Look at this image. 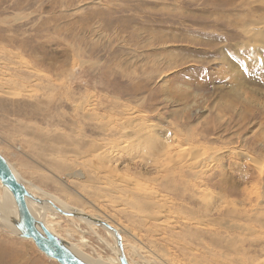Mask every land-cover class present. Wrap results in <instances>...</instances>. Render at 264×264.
<instances>
[{
	"label": "rangeland",
	"instance_id": "374dc122",
	"mask_svg": "<svg viewBox=\"0 0 264 264\" xmlns=\"http://www.w3.org/2000/svg\"><path fill=\"white\" fill-rule=\"evenodd\" d=\"M254 1L0 0V85L13 93L0 94V153L34 190L118 227L130 264L257 262L264 255V48L244 33L249 22L264 17V4ZM64 84L76 93L68 97L71 103L63 98ZM71 98L103 104L105 124L127 129L119 137L113 130L102 137L97 123L74 117ZM133 117L146 121L159 140L153 150L143 141L137 145L127 125ZM76 121L87 131L77 135ZM54 132L55 138L77 140L83 150L94 141L105 154L100 159L91 153V159L89 150L75 155L67 148L63 158L52 151L41 156L39 145ZM162 143L172 154H157ZM193 150H198L195 161L218 167L211 197H191V190L184 192L182 183L164 174L174 158H193L183 152ZM75 170L82 175H71ZM127 185L137 190L136 197L117 194ZM229 201L237 212L252 210L245 223L250 222L249 234L222 225ZM196 221L206 224L189 225ZM59 227L64 241L88 260L114 257L105 230L64 217ZM187 246L198 251L190 253ZM0 252L1 264H57L1 227Z\"/></svg>",
	"mask_w": 264,
	"mask_h": 264
},
{
	"label": "bare ground",
	"instance_id": "6f19581e",
	"mask_svg": "<svg viewBox=\"0 0 264 264\" xmlns=\"http://www.w3.org/2000/svg\"><path fill=\"white\" fill-rule=\"evenodd\" d=\"M232 1V0H231ZM250 1V0H249ZM254 1V0H253ZM258 1V0H257ZM256 1V2H257ZM260 1V0H259ZM262 1V3L261 4H264V0H261ZM260 1V2H261ZM252 2V1H251ZM230 4H231V2H229ZM242 3V2H241ZM245 3H246V1H245ZM249 4H250V2H249ZM252 4V3H251ZM253 4H255V1H254V3ZM257 4V3H256ZM247 6V5H246ZM251 6V5H250ZM253 10V9H252ZM250 11V10H249ZM246 15V14H245ZM251 16V15H250ZM259 16H260V14H259ZM263 16V15H262ZM254 17H256V16H254ZM258 18V17H257ZM259 18H262V19H258V20H252L251 22H249L248 23V27L246 28V29H244L245 30V32L244 33H246L247 34V36H249V38L252 40V45H255V46H257L258 48H264V17H259ZM250 21V20H249ZM247 26V25H246ZM243 28V27H242ZM259 45H261L260 47H259ZM255 48V47H254ZM258 50V49H257ZM259 51V50H258ZM75 54V53H74ZM78 54H79V52H78ZM77 55V54H76ZM80 56V55H79ZM19 63H20V61H19ZM18 63V64H19ZM18 64H17V66H18ZM21 65H22V63H21ZM16 66V65H15ZM24 69V68H23ZM29 69V68H28ZM24 71H26V72H28L27 71V69H25ZM35 72V71H34ZM1 75H2V73H0ZM65 74V73H64ZM71 74V73H70ZM1 75H0V78H1ZM37 76H39L38 75V72H37V74H36ZM49 75V74H48ZM42 76V75H41ZM31 77V76H30ZM33 77V76H32ZM31 77V78H32ZM44 77V76H43ZM68 77V76H67ZM35 78V77H34ZM30 79V78H29ZM41 79V78H40ZM69 78H67V80H68ZM28 79H26V80H24L23 79V82L24 83H26V81H27ZM30 80H32V79H30ZM36 80V79H35ZM38 80V79H37ZM71 80V79H70ZM29 81V80H28ZM40 81V80H39ZM38 81V82H39ZM51 81V80H50ZM15 82V81H14ZM21 81H19V83L18 84H21L20 83ZM52 82H54V81H52ZM51 82V83H52ZM67 82V81H66ZM9 83H11V82H9ZM28 83V82H27ZM26 83V84H27ZM40 83H42V82H39V84ZM81 83V82H80ZM2 84H4V83H2ZM7 84V83H6ZM25 84V85H26ZM37 84V83H36ZM47 84V83H46ZM45 84V85H46ZM66 84V83H65ZM65 84H64V87H65ZM68 84V83H67ZM22 85V84H21ZM28 85V84H27ZM78 85V84H77ZM29 86V85H28ZM40 86H42V85H40ZM70 86V85H69ZM73 86V85H72ZM5 87H6V85H5ZM63 87V86H62ZM61 87V88H62ZM63 87V88H64ZM11 88V87H10ZM10 88H7V89H10ZM28 88V87H27ZM26 88V89H27ZM32 88V87H31ZM60 88V89H61ZM71 88H73V87H71ZM71 88L70 87H65V95H64V99H65V101L66 102H70V95H74V94H76V93H74V94H72L73 93V91L71 90ZM5 88H3V86L2 85H0V94L1 95H7V96H11V93H9V92H6L5 90H4ZM30 90V89H29ZM82 90V89H81ZM84 90V89H83ZM56 91V90H55ZM61 91V90H60ZM75 91H78L79 92V90L78 89H76ZM74 91V92H75ZM36 92V91H35ZM64 92V91H63ZM39 93V92H38ZM61 93V92H60ZM59 93V94H60ZM13 94V93H12ZM62 94H64V93H62ZM98 94V93H97ZM77 95H79V93L77 94ZM84 95H86V94H84ZM87 96V95H86ZM85 96V97H86ZM6 97V96H5ZM69 97V98H68ZM76 97V96H75ZM81 98V97H80ZM76 99V98H75ZM82 99H85L84 97L82 98ZM88 99V98H87ZM73 100V98H71V101ZM109 100V99H108ZM83 101V100H82ZM81 101V103H77V101H76V103H75V101L73 100V102H72V104L71 105H73L72 107H73V109H72V112L74 113V117H78L80 120H81V122L83 121H87V122H95V123H97V130L99 131V132H101L102 133V137H104L105 138V136L107 135V133L108 132H110V131H112V132H114V134H121V132H123V130L124 129H127V127L125 128L124 126H120L119 128H117V127H109L108 125H107V123L105 124V120H104V118L106 117V109L103 107V104H95V103H93V101H88V100H84V102H82ZM95 102V101H94ZM114 102V101H113ZM71 103V102H70ZM60 104H61V101H60ZM62 104H64V103H62ZM110 104V103H109ZM70 105V104H69ZM115 105V104H114ZM63 106V105H62ZM104 106H107V105H104ZM67 107H69L70 108V106H67ZM71 107V108H72ZM109 107V106H108ZM110 110H111V108H109ZM60 111H62V110H60ZM71 112V113H72ZM70 113V112H69ZM122 113V112H121ZM73 115V114H72ZM64 116V115H63ZM69 116H71V115H69ZM120 116V115H119ZM72 117V116H71ZM118 117V116H117ZM123 117V116H122ZM4 118V117H3ZM75 119V118H74ZM74 119H71V120H74ZM111 119H113V118H111ZM68 120V119H67ZM104 120V122L102 123V121ZM5 121H7V119L5 120ZM111 121V120H110ZM139 121V122H138ZM18 123H19V120L17 121ZM22 122V121H21ZM70 122V121H69ZM72 122V121H71ZM81 122L79 123L78 121H76L75 122V124H73L74 125V129H76V132L75 133H77V135L78 134H80V131L82 132V126L80 125L81 124ZM82 122V123H83ZM118 123H119V121H117ZM116 122V123H117ZM7 123H8V121H7ZM7 123H6V126H7ZM3 124V123H2ZM1 124V125H2ZM72 124V123H71ZM70 124V125H71ZM84 124H86V123H84ZM83 124V125H84ZM3 125H5V124H3ZM92 125V124H91ZM127 125L129 126L128 127V129H130V131H131V133L133 134V135H135V136H137L136 138H138V139H136V140H139V142H137L136 140H134V141H136V143H137V145H141L140 144V142L141 141H143L146 145H150L151 147L149 148V147H146L147 149L149 148V149H151L152 147H153V142L157 139H155V138H153V134H152V129L150 128V126L146 123V121H140V120H137V119H135L134 117L133 118H131V119H128L127 120ZM10 126V125H9ZM27 125H25V127H26ZM29 126V125H28ZM57 126V125H56ZM85 126H87V125H85ZM89 126V125H88ZM111 126H112V124H111ZM1 127V126H0ZM12 127V126H11ZM47 127V126H46ZM69 127V126H68ZM89 127H91V126H89ZM94 128L96 127V126H93ZM8 128V127H7ZM24 128V127H23ZM35 128V127H34ZM73 128V127H72ZM114 128V129H113ZM21 129V128H20ZM31 129H33L32 128V126H31ZM85 129H86V127H85ZM90 129V128H89ZM11 130H13V129H11ZM29 130V129H28ZM37 130V129H36ZM36 130H34V131H36ZM55 130V129H54ZM56 130H58V129H56ZM73 130V129H72ZM80 130V131H79ZM84 130V129H83ZM95 130V129H94ZM21 131V130H20ZM24 131V129H22V132ZM49 132H50V130H48ZM70 131H71V129H70ZM84 131H87V130H84ZM129 131V130H128ZM1 132V131H0ZM10 132V131H9ZM30 132V131H29ZM28 132V133H29ZM56 132V131H55ZM55 132L54 133H52L53 134V136H51V139H53V138H55L56 136L54 135L55 134ZM13 133V132H12ZM44 133V132H43ZM72 133H74V132H72ZM1 134H2V132H1ZM5 134V133H4ZM9 134H11V133H9ZM9 134H7V135H9ZM14 134V133H13ZM19 135L20 133H18V130H17V133L15 132V134H14V136L15 135ZM56 134H58V132L56 133ZM66 134V133H65ZM87 134V133H86ZM86 134H85V136H86ZM111 134V133H110ZM6 135V134H5ZM22 135H24L23 133H22ZM22 135H20V137L22 136ZM39 135V134H38ZM40 135H41V133H40ZM68 135V134H67ZM112 136H113V133L111 134ZM111 135H109V136H111ZM4 136V135H3ZM11 136H13V135H11ZM11 136H8V137H11ZM42 136V135H41ZM40 136V137H41ZM44 136H48V134L47 135H45L44 134ZM44 136H42L43 138H44ZM50 136V135H49ZM55 136V137H54ZM58 136H59V134H58ZM62 136V137H61ZM60 137H57V138H55V140H51V139H49V140H51V141H49L48 139V141L47 142H44L42 145H39L40 146V152H41V156H43L44 155V153H46L47 154V156H49L48 154L52 151V152H57V154L58 153H60V157H62L63 158V153L65 154V152H66V149L68 148V149H70L69 151H71V152H73L75 155H79L82 151H87V150H89V153L88 154H90V155H88L87 153V155H88V157H91V153H98V156H97V158H100L101 159V157L102 156H104V150H103V147L101 146V145H97L94 141H89L88 142V144H87V149L86 150H83V148H82V146L80 145V143L77 141V140H72V139H70L71 140V142L68 140V137L66 138L65 137V139H64V137H63V135H61ZM80 136V135H79ZM115 136V135H114ZM121 136V135H120ZM132 136V135H131ZM7 137V138H8ZM17 137V136H16ZM15 137V138H16ZM27 137V136H26ZM30 137H31V135H30ZM71 138H72V136H70ZM78 137V136H77ZM76 137V138H77ZM83 137V136H82ZM118 137H119V135H118ZM117 137V138H118ZM130 137V136H129ZM158 137V136H157ZM14 138V137H13ZM48 138V137H47ZM113 138V137H112ZM17 139V138H16ZM16 139H14V140H16ZM68 141H67V140ZM73 139H74V137H73ZM108 139V138H107ZM110 139V138H109ZM115 139V138H114ZM130 139V138H129ZM135 139V138H134ZM11 140H13L12 139V137H11ZM31 140V139H30ZM34 140V139H33ZM38 140V139H37ZM39 140H41V139H39ZM46 140V139H45ZM91 140V139H90ZM119 140V139H118ZM28 141V140H27ZM36 141V140H35ZM42 141V140H41ZM83 141H84V139H83ZM120 141V140H119ZM127 141H129V140H127ZM133 141V142H134ZM157 141V140H156ZM18 142V144H20L19 142L20 141H17ZM17 142L15 141V143L17 144ZM22 142V141H21ZM29 142V141H28ZM34 142V141H33ZM81 142V141H80ZM104 142V141H103ZM132 142V143H133ZM142 142V143H143ZM157 142H159V140L157 141ZM13 143H14V141H13ZM37 143V142H36ZM118 143V142H117ZM122 143V142H121ZM143 143V144H144ZM8 144V143H7ZM23 144H24V142H23ZM32 144V143H31ZM40 144H41V142H40ZM106 144V143H105ZM134 144V143H133ZM133 144H131L132 146H133ZM163 144V146H161L160 147V149L159 148H156V146H155V148H156V152H157V154H162L161 156H168V155H170V154H172V152H173V150L171 151V149H168L167 148V146L168 145H166L165 143H162ZM9 145V144H8ZM10 145H12V144H10ZM28 145V144H27ZM136 145V144H135ZM136 145V146H137ZM7 147H10V146H7ZM12 147V146H11ZM10 147V148H11ZM125 147V146H124ZM127 147V146H126ZM23 149L25 148V147H22ZM27 148V147H26ZM135 148V147H134ZM128 149H131V148H128ZM133 149V148H132ZM136 149V148H135ZM134 149V150H135ZM16 150H18V149H16ZM125 150V149H124ZM127 150V149H126ZM151 150H153V149H151ZM185 150V149H184ZM150 151V150H149ZM34 152V151H33ZM50 153V156L53 154V153ZM151 152V151H150ZM156 152H155V156H153V157H156ZM180 151H178V153H179ZM186 155H190V153H191V155L192 156H190V157H193V158H186L187 156H185L184 154V156H185V158L184 157H182V156H180V157H182V159H180L179 157V159L177 158V160L174 158V160L172 161V163L170 162V160L168 159V161L170 162L168 165H167V167H164V174H165V176L167 177V178H170V180H172L173 181V183H177L178 181H179V184H181L182 183V186H183V189H181V190H183L184 192L185 191H190V192H188L189 193V195L191 196V197H195V196H197L198 197V199H201L202 197H205L206 195L208 196V197H211L210 195H211V192H209L210 191V188H212L213 187V184L214 183H212V178H211V176H212V172L214 171V169H218V167H216V168H209V167H207V166H205V165H203V163L201 162V161H195L196 160V158H197V154H198V150H193V151H183ZM187 152V153H186ZM32 153V152H31ZM67 153H68V151H67ZM73 153L72 154H70V156L71 155H73ZM1 154V153H0ZM3 154V153H2ZM1 154V156L7 161V159L3 156ZM45 154V155H46ZM56 154V153H55ZM85 154V155H86ZM177 154V153H176ZM22 155V154H21ZM32 155V154H31ZM74 155V156H75ZM154 155V154H153ZM30 156V155H29ZM46 156V157H47ZM67 156V155H66ZM70 156H67V157H69L70 158ZM93 156H94V154H93ZM106 156V155H105ZM160 156V157H161ZM36 157V156H35ZM71 157H73V156H71ZM157 157H158V155H157ZM157 157H156V159H157ZM176 157V156H175ZM245 157V156H244ZM37 158V157H36ZM35 158V159H36ZM42 158H44V157H42ZM48 158V157H47ZM54 158H57V155H56V157H54ZM59 158V157H58ZM57 158V159H58ZM66 158V157H65ZM75 158V157H74ZM84 158V157H83ZM103 158V157H102ZM114 158V157H113ZM161 158H163V157H161ZM161 158H160V160H161ZM168 158V157H167ZM46 159V158H45ZM60 159V158H59ZM58 159V161H60L61 162V160H65V159H60L59 160ZM91 159H92V157H91ZM115 159V158H114ZM144 159V158H143ZM142 159V160H143ZM171 159V158H170ZM39 160V159H38ZM75 160H76V158H75ZM85 159H83V161H84ZM89 160V159H88ZM136 160V159H135ZM145 160V159H144ZM164 160H166V158L164 159ZM213 160V159H212ZM22 161V160H21ZM57 160H56V162H58ZM72 161V160H71ZM82 161V162H83ZM87 161V160H86ZM108 161V160H107ZM134 161V160H133ZM158 161V160H157ZM8 162V161H7ZM59 162V163H60ZM64 162V161H63ZM65 162H67L66 160H65ZM81 162V161H80ZM81 162V163H82ZM9 163V162H8ZM17 163V162H16ZM72 163V162H71ZM85 163V162H84ZM88 163V162H87ZM64 163H62V165H63ZM66 165H68V163H65ZM133 164V163H132ZM171 164V165H170ZM9 165L11 166V168H12V170H13V172H14V174H15V176L23 183V185L25 186V188H26V190H27V192L29 193V195L31 196V198H29V199H27L26 200V202H27V206H28V209H29V211H30V213L32 214V216L38 221V222H40V223H42L44 226H45V228L49 231V232H51L55 237H57V238H59V239H61L64 243H65V246L69 249V251H71L77 258H79L80 260H82L85 264H119V255H120V250H119V247L117 246V243H116V239H115V236H114V234L112 233V232H110L109 230H107V229H105L104 227H99L98 225H97V223L96 222H94V221H90V220H85V219H83V218H74V217H68V216H61L60 214H58L52 207H51V205H49L46 201H50V202H52L53 204H55L57 207H59L60 209H62L63 211H66V212H71L69 209H73L74 207H72V208H70V207H68L69 209H67V206H64L63 204H61V203H57V200H55V199H53V198H51V197H49L47 194H45V193H43L42 191H38L37 189L36 190H34L31 186H29V185H27L26 184V182H24L22 179H21V177L19 176V174L17 173V171H16V169H14V165H12V163L10 164L9 163ZM22 165V164H21ZM71 165V164H70ZM69 165V166H70ZM91 166V165H90ZM92 166H93V164H92ZM102 166V165H101ZM97 167V166H96ZM99 168H102V167H100V165L98 166ZM116 167V166H115ZM16 168V167H15ZM65 168V167H64ZM134 168V167H133ZM29 169V168H28ZM78 169V168H77ZM85 169V168H84ZM103 169H105V167L104 168H102L101 170H103ZM37 170H38V168H37ZM50 170H52V169H50ZM80 170V169H79ZM66 171H67V169H66ZM68 171H70V170H68ZM66 172V174L67 173H70V172ZM73 171V170H72ZM76 171V170H75ZM80 171H82V170H80ZM85 171V170H84ZM105 171V170H104ZM221 171V170H220ZM220 171H218V172H220ZM74 172V171H73ZM106 172V171H105ZM82 173H83V171H82ZM82 173L81 172H79V171H76L75 173H71V175H82ZM98 173L100 174L99 176H101V174H105L104 172H101V171H98ZM64 174V173H63ZM97 174V173H96ZM117 174V173H116ZM125 174V173H124ZM155 174V173H154ZM68 175V174H67ZM92 175V174H91ZM98 175V174H97ZM107 175V174H106ZM120 175V174H119ZM69 176V175H68ZM67 176V177H68ZM98 176V181H96V183L98 182V184H101L100 183V181H101V177L103 178V179H107V177L105 176V175H103V176H101V177H99ZM108 176V175H107ZM70 177V176H69ZM68 177V178H69ZM85 177H87V175H85ZM165 177V178H166ZM87 179H88V177H87ZM90 179H91V177H90ZM111 179V178H110ZM118 179V178H117ZM42 180V179H41ZM97 180V179H96ZM43 181V180H42ZM111 181H114V179L113 180H111ZM110 181V182H111ZM115 181H116V179H115ZM131 181V180H130ZM172 181H171V184H172ZM108 182V181H107ZM121 182H123V181H121ZM124 183V182H123ZM95 184V183H94ZM85 186V185H84ZM92 186V185H91ZM117 186V185H116ZM119 186V185H118ZM122 186V185H121ZM135 186V185H134ZM154 186V185H153ZM211 186V187H210ZM229 186V185H228ZM83 187V186H82ZM110 187V186H109ZM138 187V186H137ZM136 186H135V188H137ZM104 188V187H103ZM118 188V187H117ZM121 188V187H120ZM215 188V187H214ZM229 189H228V191H229V194H232L233 193V190H231V188L230 187H228ZM178 189V188H177ZM103 190V189H102ZM140 190V189H139ZM97 191V190H96ZM159 191V190H158ZM118 192V190L117 191H115V194ZM119 192L120 193H117V194H121L122 195V193L124 194L125 193V195H127V196H131V197H136L137 195H138V193H137V190L136 189H134L133 188V185H132V187L129 185H127V186H123V188L121 189V190H119ZM155 192V191H154ZM146 193V192H145ZM104 194V193H103ZM137 194V195H136ZM97 195V194H96ZM124 195V196H125ZM105 196V195H104ZM120 196V195H119ZM123 196V195H122ZM140 196V195H139ZM139 196L137 197V198H139ZM72 197V196H71ZM103 197V196H102ZM106 197V196H105ZM121 197V196H120ZM144 197V196H143ZM159 197V196H158ZM124 198V197H123ZM122 198V200H124ZM136 198V199H137ZM142 198V197H141ZM146 198H147V196H146ZM150 198V197H149ZM147 198L148 199V201L147 202H152L151 200H153L152 198ZM130 199V198H129ZM134 199V198H133ZM136 199H135V201H136ZM155 199V198H154ZM69 200H71L74 204H78V201H76L75 199H73V198H69ZM78 200H79V198H78ZM121 200V199H120ZM128 200V199H127ZM137 200H139V199H137ZM143 200H144V198H143ZM131 201V200H130ZM209 201V200H208ZM244 201V200H243ZM82 202V201H81ZM116 202V201H115ZM163 202V201H162ZM262 202V201H261ZM227 203V206H228V208H227V210H226V214L224 215V217H225V220L224 221H222V222H224L222 225H226V227L227 228H236V230L238 229V230H241L242 232H246V233H248L249 234V232H251L252 230H251V227H250V222H249V224H245V223H248V221H250V215H251V211L252 210H248V209H244V211L243 212H237V210L235 209L236 208V206H234L235 204H233V203H231L230 201L229 202H226ZM129 204V203H128ZM161 204V203H160ZM224 204V203H223ZM262 204V203H261ZM127 205V204H126ZM139 205V204H138ZM260 205V204H259ZM258 205V206H259ZM136 206H137V204H136ZM211 206V205H210ZM223 206H225V205H222V207ZM264 206V205H263ZM134 207V206H133ZM261 207V206H260ZM221 208V207H220ZM83 210V209H82ZM130 210V209H129ZM260 210H262V207H261V209ZM138 211V210H137ZM210 211V210H209ZM83 212V211H82ZM264 213V212H263ZM85 214V213H84ZM90 214V213H89ZM89 216V215H88ZM259 216V215H258ZM61 217H64V218H66V219H69V220H74V221H78L79 223H82V224H85L86 226H88V227H90V228H92V229H96V228H101V229H103V230H105V233L106 234H108L111 238H112V240H113V242L114 243H112L113 244V249L112 248H110V250L112 249V250H114L115 249V255H114V257L113 258H110V259H105V260H103V259H101L100 257L98 258V259H92V260H88L86 257H85V255L84 256H82V255H80V253H79V251H77L72 245H69L66 241H64V239L59 235V233H57L58 232V230H59V224H60V218ZM93 220H97V221H101V222H104V223H106V224H108L110 227H112L117 233H118V235L120 236V244H121V248H122V251H123V254L125 255V257H126V260H127V252L125 253L124 252V248L126 249V246H125V244L123 243V237H121V235H120V231L115 227V226H113L112 224H110L108 221H105V220H102V219H100V218H98V217H92V216H90ZM144 217V216H143ZM154 217V216H153ZM222 217V216H221ZM262 217H264V216H262ZM147 218V217H146ZM152 218V217H151ZM259 218H261V217H259ZM258 218V220H260ZM18 220H17V212H16V208H15V204H14V201H13V198H12V196H11V194H10V192L6 189V188H4L2 185H1V183H0V227L1 228H3L4 230H6L8 233H10V235H13V236H17V237H19L18 235H19V232H18V230L16 229V222H17ZM156 221V220H155ZM201 221V220H200ZM222 222H220V223H222ZM195 223V222H194ZM203 222H201V224H202ZM215 223V222H214ZM218 223V222H217ZM206 224V223H205ZM204 224V225H205ZM81 225V224H80ZM189 225H194V226H204V225H200V224H198V222L196 221V224H189ZM261 226H260V228H259V231H260V233H262L261 232V230L260 229H262V228H264V227H262V225L263 224H260ZM262 227V228H261ZM252 228H253V226H252ZM145 229V228H144ZM196 229L198 230V228L196 227ZM257 232V231H256ZM258 233V232H257ZM256 233V234H257ZM255 234V233H254ZM160 235V234H159ZM194 237V236H193ZM110 238V239H111ZM26 240V239H25ZM26 241H30L31 242V240H26ZM116 244V245H115ZM114 245H115V247H114ZM264 246V245H263ZM132 247H134V246H132ZM261 247H262V245H261ZM135 248V247H134ZM197 248V247H196ZM262 248H264V247H262ZM261 248V249H262ZM131 249H133V248H131ZM186 249L190 252V253H192L191 251H194V252H196V251H198L197 249H195V248H193V247H190V246H187L186 247ZM209 249V248H208ZM137 250L136 249H133V252L135 253V254H137L138 252H136ZM2 252H4V251H2ZM211 252V251H210ZM209 252V253H210ZM262 252V251H261ZM1 253V252H0ZM197 253H200V251L199 252H197ZM2 254V253H1ZM82 254V253H81ZM139 254V253H138ZM196 254V253H195ZM1 257V256H0ZM194 257V256H193ZM129 259V258H128ZM148 261H150V260H148ZM147 260H143V263L144 264H151L150 262H148ZM165 261V260H164ZM257 262H255V263H252V261H251V263H249V264H264V255H263V258L262 259H260V260H256ZM146 262H148V263H146ZM162 262V261H161ZM167 262V261H166ZM128 263V262H127ZM0 264H1V262H0ZM128 264H130V263H128ZM153 264H156V263H154V261H153ZM159 264H161L160 262H159ZM164 264V263H163ZM167 264V263H166ZM224 264H226V263H224ZM245 264V263H244Z\"/></svg>",
	"mask_w": 264,
	"mask_h": 264
},
{
	"label": "water",
	"instance_id": "95a60500",
	"mask_svg": "<svg viewBox=\"0 0 264 264\" xmlns=\"http://www.w3.org/2000/svg\"><path fill=\"white\" fill-rule=\"evenodd\" d=\"M0 183L6 188L14 201L17 222L16 229L19 232V237L26 240H31L35 248L42 253L46 258L55 261L57 264H85L82 260L77 258L65 246V243L55 237L49 232L45 226L38 222L30 213L26 200L31 198L23 183L15 176L9 163L0 154ZM51 197V196H50ZM51 207L61 216H68L74 218H83L85 220L94 221L99 227L112 232L115 236L117 246L120 250L119 264H128L125 255L123 254L120 236L108 224L93 220L90 216L75 209H69L71 212H66L57 207L50 201H46Z\"/></svg>",
	"mask_w": 264,
	"mask_h": 264
}]
</instances>
